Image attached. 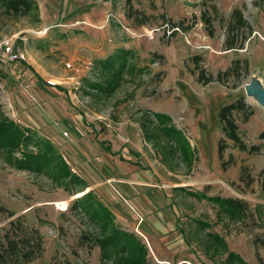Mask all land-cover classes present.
I'll return each mask as SVG.
<instances>
[{"label":"rangeland","instance_id":"1","mask_svg":"<svg viewBox=\"0 0 264 264\" xmlns=\"http://www.w3.org/2000/svg\"><path fill=\"white\" fill-rule=\"evenodd\" d=\"M30 1L29 11L16 12L0 0V39L22 37V62L64 88L98 135L114 142L108 147L141 165L160 189L145 207V187L129 195L111 178L107 189H90L93 178L77 165L68 132L54 141L50 129L28 126L0 89L5 114L51 139L74 178L66 186L67 179L17 169L0 150V228L18 215L37 227L46 251L36 264H127L115 253L103 257L98 242L117 227L142 240L149 264H264V148L237 147L218 116L243 98L253 114L236 115L239 133L249 146H264V0ZM235 9L247 22L238 38ZM105 59L123 69L111 91L115 75L99 63ZM201 70L210 82L200 80ZM32 75L24 86L43 80ZM201 194L239 199L247 215L232 217ZM101 208L111 214L107 225Z\"/></svg>","mask_w":264,"mask_h":264},{"label":"trees","instance_id":"2","mask_svg":"<svg viewBox=\"0 0 264 264\" xmlns=\"http://www.w3.org/2000/svg\"><path fill=\"white\" fill-rule=\"evenodd\" d=\"M128 1L131 2L132 0ZM9 7L16 12L29 11L32 8V3L30 0H9ZM204 16L206 21H211L206 15ZM233 17H236L237 23L233 25V27L237 28L233 32H236L234 36L238 38L240 34L239 28L245 27L247 22L239 9L234 10ZM210 35L213 36L214 32L211 31ZM236 43L237 41H234V43L230 42L229 48L236 47L234 45ZM110 61H113V59ZM99 63L102 64L106 73L112 71L113 75H115L111 78L112 84L107 86L110 91L112 88L115 89V85L119 82L115 78L118 77L117 74H120L123 69L120 66L115 68L113 63H108V59L102 60ZM199 78L206 83L212 80V77L206 76L202 70ZM237 114H245V120H248L253 114V112L249 111V106L243 98L221 108L218 116L223 130L240 149L250 152L260 151L264 146H249L241 137L236 118ZM262 137L264 138V133ZM31 146L36 147L37 150H31ZM22 147H24L23 151L18 152ZM224 149L225 145L221 143L219 152L222 154ZM0 150L4 151L6 160L11 166L20 170L45 173L55 177L60 182L67 179L65 185L71 186L74 179L71 170L64 161L62 154H59L53 141L39 136L36 130L25 128L20 123L9 118L5 114L1 103ZM200 196L220 204L221 209L225 210L232 217L237 216L242 219L247 215L248 205L239 199L221 196L210 197L206 194H201ZM101 210L103 212L101 220L102 222L105 221V225H107V221L111 220V214L105 208H101ZM10 215L15 216V213L12 212ZM86 239L89 240L91 238L86 236ZM98 242L102 247L103 257L117 254L120 257V261L127 264H149L147 258L148 247L134 232L117 227L110 234L98 239ZM45 251L44 236L37 227L27 221L24 215L15 216L0 228V264H36V261L44 256ZM230 256H233V254L231 253Z\"/></svg>","mask_w":264,"mask_h":264},{"label":"crops","instance_id":"3","mask_svg":"<svg viewBox=\"0 0 264 264\" xmlns=\"http://www.w3.org/2000/svg\"><path fill=\"white\" fill-rule=\"evenodd\" d=\"M28 63L30 65H26L22 61L9 64L0 62V78H5L3 80L7 84L3 93L17 107L19 115L25 118L28 126L39 130L50 129V138L54 141H65L61 138V132H68L66 138L74 147H72V153L77 157V165L79 168L82 167L86 177L93 178L90 189H107L105 186L109 183V179L115 178L129 195H134L145 187L143 206L145 202L149 203L152 199H157L156 195L154 197V191L160 189L159 183L151 181L145 174L147 173L145 169L142 170L141 165H136L129 160L125 161L121 153L115 152L114 147L110 149L108 146L114 142L110 140L111 138H102L98 135L88 120L90 114L75 101L68 100L66 93L64 94V88L50 86L45 82V74L34 67L31 62L28 61ZM30 66L33 67V70ZM35 72H38L43 80H37L34 77L30 79L29 86H24L23 77L31 78ZM30 86L35 92L29 93ZM130 135L133 137L129 136L127 139L134 140V133L132 132ZM108 139L111 143L108 142ZM77 153H79L78 156ZM96 176H100V178L98 179ZM141 178L142 180H140ZM148 184L152 186H148ZM136 197L133 198L135 201Z\"/></svg>","mask_w":264,"mask_h":264},{"label":"built area","instance_id":"4","mask_svg":"<svg viewBox=\"0 0 264 264\" xmlns=\"http://www.w3.org/2000/svg\"><path fill=\"white\" fill-rule=\"evenodd\" d=\"M21 38L17 37V40ZM17 40L10 37H5L0 39V62L9 64L11 62L27 60L28 58L27 52L20 44H18ZM4 88H5V83L3 81H0V89L4 91ZM2 98H3L2 102L1 101L0 102L4 103L5 99L4 97ZM6 107L7 110H10V108H13V104L7 101Z\"/></svg>","mask_w":264,"mask_h":264},{"label":"bare ground","instance_id":"5","mask_svg":"<svg viewBox=\"0 0 264 264\" xmlns=\"http://www.w3.org/2000/svg\"><path fill=\"white\" fill-rule=\"evenodd\" d=\"M80 195H82V194H80ZM65 207H66V203L64 202V204L62 205V208H65Z\"/></svg>","mask_w":264,"mask_h":264},{"label":"water","instance_id":"6","mask_svg":"<svg viewBox=\"0 0 264 264\" xmlns=\"http://www.w3.org/2000/svg\"><path fill=\"white\" fill-rule=\"evenodd\" d=\"M263 101H264V99H263Z\"/></svg>","mask_w":264,"mask_h":264}]
</instances>
